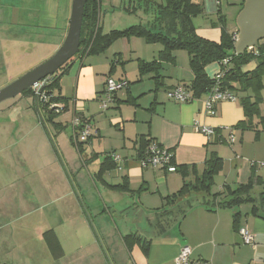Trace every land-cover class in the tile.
<instances>
[{"label":"crops","instance_id":"obj_1","mask_svg":"<svg viewBox=\"0 0 264 264\" xmlns=\"http://www.w3.org/2000/svg\"><path fill=\"white\" fill-rule=\"evenodd\" d=\"M224 1L226 11H223V0H195L203 7V16L210 19L203 24L193 20L197 33L201 37L220 41L222 30L214 15L216 9L217 14L221 12L220 15L218 14V20L220 16L226 20L228 31L232 33L237 30V27L230 25V14L234 13L237 16L244 0ZM37 3L38 10L34 17L35 20L31 21L30 17L34 12L32 5ZM72 5L73 0H0L2 72L5 75L10 74V68L16 65L14 62L16 60L20 62V58L22 59L25 54L30 56L31 50L40 55L41 60L44 57L43 60H46L52 49L62 46L69 32ZM123 6L126 8L131 6L134 12L128 13ZM151 21H153V15L144 12L142 3H130L129 0H101L99 25L104 34L114 30H124L133 25L148 26ZM144 43L146 45L141 46L138 38L121 39L101 55L77 57L67 74L61 79L60 94L57 91L53 94V97L59 95L68 103V106L64 103H54L50 107V110L59 113L57 122L69 128L73 118L81 117L90 122L98 131L97 136L84 145L82 155L84 158L76 151L81 164L80 166L73 164L75 173L78 172L77 175L72 172V175L76 176L75 180L78 178L82 187L87 188L84 192L90 198L87 204L94 218L97 233L89 225L80 205L74 207L80 208L81 211L74 210L75 216L73 217L66 211L65 214L69 216L66 218L67 222L75 226L70 239L79 240V227L81 226L77 225L78 222L85 225L87 250L78 252L81 250L79 248L75 251L76 255L72 260L61 259L55 261L56 264H109L102 245L106 251L108 250V255L115 260L116 264H176L177 256L183 246H189L192 249L191 258L193 260H203L209 264H264V219L254 216L252 207L247 205L239 208L241 217L237 225L233 222L232 210L218 209L210 212L204 206L197 205L183 219L180 232L173 229L168 233L147 234V238L152 241L148 254H144L139 247L134 248L131 255L127 253L119 231L131 232L136 221L130 223L127 219H119L115 223V217L120 215L126 207L131 206L132 199L126 194L107 189L104 185L95 186L91 178L93 173H89L94 172L95 174V171H98L104 155L116 152L122 157V161L119 169L105 175L106 184L117 186L124 178H127L132 190L142 188L143 191L138 199L139 204L135 206L138 214L144 212L148 214V211L161 208L165 197L181 189L183 178L178 172L170 173L164 170L143 168L137 156L141 138H146V141L155 140L173 154L177 166L190 168L195 166L199 173L203 172L212 154L220 157L223 160V169L215 177L213 188L215 192H223L227 186L234 189L241 184H247L252 178L255 192H264V168L260 166L264 162V77L257 114L249 118L241 103L242 98L254 96L249 91L237 92L239 101L236 103H219L216 106V115L208 117L204 112V100L207 94L189 103H179L168 96V92L177 86H186L189 88L188 91H191L190 85L194 74L190 68L188 53L184 55L175 52L174 61L162 63L160 71L162 78L158 85L153 79V74L140 78L139 65L142 62L156 61L163 46L147 44L145 41ZM13 53L15 56L17 54L19 59H16ZM16 68L18 67L15 66ZM256 68L257 61L254 60L244 66L243 71L250 73ZM220 71L219 63L206 67L209 78H213ZM107 78L115 81L124 79L129 86L117 92L115 105L105 110L101 105V98ZM19 99L21 101L27 99V102L31 103L30 109L34 108L33 106L38 102L30 97ZM133 99L137 100V106L128 103ZM62 106H66L67 109L62 111ZM64 116H69V118L64 120ZM244 121L250 122L252 128H237V125ZM195 124L219 130L220 137L223 139L229 138V132L225 129L235 127L233 133L237 138V143L229 145L220 142L218 141L219 136L207 139L197 130ZM17 129H19L18 134L28 131L21 127ZM9 134L11 135L12 131ZM47 136H45L46 139ZM63 145L69 155H74L70 141V146L66 143ZM44 150H46L45 144L41 148V151ZM92 155H98V160L94 158L92 162L85 165L83 159L89 160ZM26 161L29 166H32L31 162L38 160L35 156L34 158L27 156ZM55 163L59 166L58 162ZM37 171L41 172L40 169ZM82 172H86L87 176ZM59 182H52L51 185L49 182H40L42 185L40 191L47 202L44 199V202L39 203L38 206L31 205V210L26 209L24 213L27 215L43 214V211L53 202L62 200L63 194H65V199L73 198L72 191L61 192ZM77 185L82 193L81 185L78 183ZM51 189L56 190L54 196L51 194L53 191ZM26 203L28 205L27 200ZM0 206H2L1 203ZM1 210L0 208V212ZM114 211H116L115 215H113ZM125 217L122 216V218ZM73 218L78 222H73ZM243 228H248L253 234V245H244L241 235ZM21 230L28 229L22 226ZM56 234L63 247V239L67 236L64 235V237L57 232ZM9 240L13 241L11 238ZM15 241L17 242L16 239ZM41 241H43L42 238Z\"/></svg>","mask_w":264,"mask_h":264},{"label":"trees","instance_id":"obj_2","mask_svg":"<svg viewBox=\"0 0 264 264\" xmlns=\"http://www.w3.org/2000/svg\"><path fill=\"white\" fill-rule=\"evenodd\" d=\"M130 3H142L144 12L153 15V21L149 25H133L124 30H114L110 33L104 34L101 26L99 25L100 19V3L101 0H87L84 10V18L81 32V51L77 57L96 56L105 53L115 42L120 39L138 38L143 39L147 44H161L162 51L159 52L158 59L152 63L142 62L139 65L140 78L147 74H153V79L159 85L161 83V74L163 62H172L175 60L174 53L179 50H184L188 53L190 58V68L194 74V79L190 85L191 94L194 99L208 94L215 85V76L209 78L206 73V67L213 63L221 65V71L226 72L221 82L223 89L229 90L234 93L239 100L237 92L246 93L251 91L253 97H244L241 103L245 108L246 114L252 117L257 114L259 105V94L263 89L264 77V41L260 42L259 47L254 50H248L244 55H237L234 50L235 37L237 30L230 33L227 29L226 20L219 17V26L221 27V39L219 42L212 41L201 37L193 24V20L203 15V7L195 0H129ZM142 7V6H141ZM243 7V4H242ZM124 10L128 13H133V9L123 6ZM221 12H218L220 15ZM76 57V58H77ZM230 59L227 67L223 66L222 62ZM75 60V59H74ZM71 61V64L74 62ZM257 61V68L255 71L246 73L243 67L248 65L251 61ZM71 64L66 65L58 75L50 78L45 89L38 98L37 90L35 88L23 92L20 96L24 98H33L38 100L33 106L38 111L42 119V125L47 123L50 125L57 134H61L67 129L68 126L57 122L59 113L50 110L54 103H64L68 106L67 100L61 96L53 97L55 91L60 94V82L71 67ZM114 68V66H113ZM220 71V72H221ZM124 81V80H121ZM126 82V81H125ZM129 86L127 82V87ZM186 88V86H185ZM189 90V88H186ZM49 96L48 102H42L43 96ZM254 100V101H253ZM136 99L128 103L137 106ZM116 97L114 103L115 105ZM63 104V105H64ZM110 105V106H112ZM62 106V111L67 107ZM61 111V112H62ZM60 112V113H61ZM44 117V118H43ZM209 117V116H208ZM83 124H88L92 127V134L86 141H81L78 137L76 141V134L78 129L71 126V146L79 153L81 157L84 154V145L90 143L92 138L97 136L98 131L87 120L78 117ZM264 121V120H263ZM250 122H242L237 125L239 129L252 128ZM83 127L81 126L80 129ZM235 129V127H233ZM80 135V133H79ZM221 136L217 130L215 138ZM218 141L227 143V139L219 138ZM208 139V138H207ZM76 141V142H75ZM151 142L155 140L146 141V138H141L139 141L138 161H143L147 156V148ZM230 145V144H229ZM116 156H120L116 152L104 155L103 161L100 164L98 171L90 172L91 178L95 186L104 185L107 189L126 194L132 199L131 206L125 208L120 215H116V221L127 219L128 222L136 224L133 225L131 232L119 231L121 241L129 255L132 254L134 248L139 247L144 254H148L152 241L147 238V234L153 235L176 229L180 232V226L186 215L191 212L197 205L204 206L210 212L221 209L232 210L234 213L233 222L238 224L241 217L240 207L244 205L251 206L252 214L261 219H264V192H255V184L253 178L247 184H241L234 189L225 187L223 192H215V177L223 169V160L215 154L207 160L205 169L199 173L196 167L177 166L174 157L171 164L176 168L175 172L181 174L183 178V185L181 189L172 195L164 198V204L161 208L148 211V214H138L136 209L139 204V195L142 193V188L132 190L129 186V181L124 178L122 183L117 186L107 185L104 177L110 172L119 169L120 162L115 160ZM84 158V157H83ZM98 160V155H92L89 160L83 159L85 165L92 162L93 159ZM150 168V167H149ZM155 169V168H150ZM88 170V169H87ZM164 170L166 169H157ZM168 172V171H167ZM174 172V173H175ZM70 178L75 185L78 192V203L86 216L89 225L97 233L94 223V218L90 213L89 204H87L85 197L80 193L79 186L74 179L72 173L69 172ZM136 206V207H135ZM145 211V210H144ZM104 214V212H103ZM116 211L113 212V215ZM122 216H126L122 218ZM147 223V225H145ZM52 230L46 232L42 236V240L48 247L51 258L54 261H60L64 257V250L60 243L59 238ZM105 252V251H104ZM108 250L105 252L109 264H116L115 260L108 255ZM130 259V258H129Z\"/></svg>","mask_w":264,"mask_h":264},{"label":"rangeland","instance_id":"obj_3","mask_svg":"<svg viewBox=\"0 0 264 264\" xmlns=\"http://www.w3.org/2000/svg\"><path fill=\"white\" fill-rule=\"evenodd\" d=\"M224 3L225 1L223 0V11H226ZM32 7L34 9H31H33L34 12L31 14L30 20L34 21V17L38 10V3L32 5ZM214 15L217 18V22H219L217 9ZM236 18L237 16H235L234 13L230 14V25L234 28L237 27ZM194 20L203 24L206 20L210 19L205 15H201ZM138 41L142 44L141 46L146 45L144 41L139 39ZM60 48L61 46L52 49L49 55H47L46 60H43L45 57L41 60V56L31 50L30 56L25 54L22 59L20 58V62L16 60V62H14L16 65L12 64L14 67L12 66L10 68V74L8 75L2 72L3 62L0 61L2 63H0V89L6 87L11 82L50 59ZM176 52L184 55L187 54L184 50ZM15 57L19 59L17 54ZM23 59L25 60L23 61ZM15 66L18 68L15 69ZM119 80L120 79L117 81ZM20 97L21 96H17L14 99L0 104V203L2 204V206H0L2 209V215L0 216V250L2 252L0 253V264H56L51 258L48 247L41 241L43 234L50 230H52L54 234L57 232L59 235L67 236L63 239L64 257L62 259L64 261H69L76 255L75 251L77 249L81 248L78 252L87 250L85 225L75 221L76 217L73 218V222H78L77 225L81 227H79V240L76 241L74 238L70 239V235H73L74 232L73 227L75 226L73 223L70 224L67 222L68 220H66V218L69 216L65 214L67 211V213L73 217L75 216L73 214L74 210L81 211L80 208H74L77 205L79 206L78 192L69 175V172L75 173L73 164H77L78 166L81 164L78 153L69 145L71 126L69 125V128L58 136L50 125L47 123L42 125V119L38 111L34 108L30 109L31 103L27 102V99L21 101V99H19ZM68 118L69 116L63 117L64 120ZM17 127H21L28 131H22V134H18L17 132H19V129H17ZM10 131H12L11 135L9 134ZM45 136H47V139L49 137L48 141ZM63 143L71 147L74 155H69L65 151ZM44 144L46 150L41 151ZM26 155L30 158H34L35 156L38 161H30L32 166H29L26 161ZM40 155H42V157ZM55 162H58L59 166L56 165ZM30 169L33 172H31ZM37 169H40L41 172H38ZM77 173L78 172H76L75 175H77ZM82 173L87 176L86 172ZM58 178L60 180H58ZM76 180L77 183L81 185V181L78 178H76ZM56 181H60L58 184L61 185V192L69 193L72 191L73 198L65 199V194H63V199L59 202H53V204L49 205L46 210L43 211V214L35 213L34 215H27V213H24L26 209L31 210V205L38 206L39 203L44 202V199L47 202L46 198L43 199V195L40 191L42 186L41 183L49 182L51 185L52 182ZM81 189L86 202H90L89 196L84 192L87 188H83L81 185ZM55 193L56 190H53L51 194L54 196ZM22 226L26 227L28 230L22 231ZM40 231L42 232L40 233ZM39 233L41 236L39 235L38 237ZM81 234H83V237L80 239ZM9 238L13 241H10ZM6 242H8V244H6ZM102 248L106 252V248L103 245Z\"/></svg>","mask_w":264,"mask_h":264},{"label":"water","instance_id":"obj_4","mask_svg":"<svg viewBox=\"0 0 264 264\" xmlns=\"http://www.w3.org/2000/svg\"><path fill=\"white\" fill-rule=\"evenodd\" d=\"M86 2L87 0H73L69 32L61 48L50 59L0 89V104L33 89L41 81L58 75L66 65L77 59L81 51V32ZM236 26L235 53L241 56L248 50L258 48L260 42L264 41V0H244L243 7L236 18ZM46 85V83L43 84L39 94L43 92Z\"/></svg>","mask_w":264,"mask_h":264},{"label":"built area","instance_id":"obj_5","mask_svg":"<svg viewBox=\"0 0 264 264\" xmlns=\"http://www.w3.org/2000/svg\"><path fill=\"white\" fill-rule=\"evenodd\" d=\"M237 38V34L235 40ZM254 50V49H251ZM230 63V59H226L222 62L223 66L227 67ZM226 72L221 71L215 76V85L211 89V91L207 94L206 99L204 100V112L206 116H215L217 113L216 106L219 103L223 102H238V97L229 90L223 89L221 86V82L224 78ZM48 80L41 81L37 84L34 88L37 90L38 98H40L39 90L43 86V84H47ZM127 87V82L125 81H115L112 78H107L104 86L103 96L101 98V105L103 109H108L110 105L114 103L116 93L120 90ZM168 96L170 99L179 102V103H189L193 101V97L191 92H189L183 86H177L173 90L168 92ZM42 102L45 103L49 101V96H43ZM56 107V106H55ZM72 127L78 129V134H76V141L79 137L81 141H86L87 138L92 134L93 130L92 127L88 124H83L81 120L77 117L73 118L72 120ZM81 126L83 127L82 129ZM197 130L204 135L206 138L211 139L215 137L217 129L212 127L195 124ZM226 131L229 132V138L227 143L230 145H235L237 143V138L233 133V128H226ZM80 133V135H79ZM75 141V142H76ZM147 156L143 161H140V165L143 168H155V169H166L170 173H174L176 168L171 164L173 159V154L162 147L157 142H151L147 148ZM115 160L117 162L121 161L120 156H116ZM262 168H264V162L260 164ZM241 235L243 238L244 245L251 246L254 244V236L248 228H243L241 230ZM192 249L189 246H183L180 250V253L177 256L176 264H209L207 261L203 260H193L191 258Z\"/></svg>","mask_w":264,"mask_h":264},{"label":"flooded vegetation","instance_id":"obj_6","mask_svg":"<svg viewBox=\"0 0 264 264\" xmlns=\"http://www.w3.org/2000/svg\"><path fill=\"white\" fill-rule=\"evenodd\" d=\"M1 215H2V212H0V216H1ZM6 244H7V242H6ZM0 253H2L1 250H0Z\"/></svg>","mask_w":264,"mask_h":264}]
</instances>
